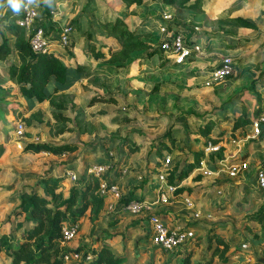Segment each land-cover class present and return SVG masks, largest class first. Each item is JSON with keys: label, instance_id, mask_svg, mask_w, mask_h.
I'll return each instance as SVG.
<instances>
[{"label": "rangeland", "instance_id": "obj_1", "mask_svg": "<svg viewBox=\"0 0 264 264\" xmlns=\"http://www.w3.org/2000/svg\"><path fill=\"white\" fill-rule=\"evenodd\" d=\"M61 1L23 0L22 5L38 11L35 21L46 33L59 32L70 20L80 17L78 26H73L71 44L65 49L72 65L84 68L80 80L28 112L17 100L16 86L3 81L0 69V237L11 234L18 239L21 231L30 226L24 214L14 216L20 192L33 190L49 199L41 179L60 176L62 182L54 192L67 197L71 188L91 181L95 176L87 173L88 168L99 165L104 168L97 177L100 192L104 190L107 197L100 212L89 207L76 223L68 220L63 224L77 226L76 236L61 242V247L71 251L64 264H82L86 255L90 256L89 247L99 245L123 257V264H182L188 253L190 264H264V242H253L244 232L258 228L248 216L264 204V192L254 183V172L264 168V130L257 134L249 125L233 131L231 110L220 113L229 99L242 102L251 117L264 108V97L254 84L263 86L264 80V62H255L257 50L264 45L259 44L264 37V0H245L240 9L248 19L258 20L261 31L257 36L234 32L229 7L237 0H205L206 9L198 18L195 15L200 13L176 6L174 14L162 12L160 17L157 8L145 6L141 11L144 20L151 17L150 21L158 19L159 23H154V30L141 41L156 47L158 28L163 23L172 24L203 49L182 68L166 60L161 65L162 56L157 53L149 58V51H124L114 56L107 52L104 45L117 42L100 29L98 22L111 14L106 8L116 0ZM50 3L56 14L45 17L44 8ZM62 3L68 5L66 10H58ZM97 8L99 11H95ZM14 17L18 18V13L7 6L6 0H0V43L5 38L10 47L16 38L4 31L3 25ZM26 35L25 31V38ZM92 47L104 57L96 58L90 51ZM252 57L254 63L243 72L240 67ZM224 59L232 61V74L211 82L212 72ZM100 95L113 103L89 106L90 99ZM54 113L68 120L58 121ZM209 120L214 121L211 134L219 142L215 151L206 153L207 144L197 130ZM19 126L20 135L16 134ZM167 133L173 143L166 138ZM161 143L169 145L170 152L164 149L161 156L149 157ZM31 144L71 145L75 150L55 156L26 151ZM199 151H203L204 163L183 180L174 176L170 184L167 178L174 169L185 171ZM211 154L220 155L221 160L218 171L206 175L202 171H210L207 164ZM236 162H245L247 169L231 177L227 167ZM168 186L175 189L165 203L138 214L128 212L123 205V198L132 192V199L152 203ZM111 187L117 188L116 195L109 191ZM177 191L181 192L176 194ZM153 214L166 220L169 227L191 230L193 238L174 252L155 246L148 223ZM215 237L229 243L227 252H215ZM6 261L0 252V264Z\"/></svg>", "mask_w": 264, "mask_h": 264}, {"label": "trees", "instance_id": "obj_2", "mask_svg": "<svg viewBox=\"0 0 264 264\" xmlns=\"http://www.w3.org/2000/svg\"><path fill=\"white\" fill-rule=\"evenodd\" d=\"M144 1L121 0L127 7H139ZM160 1L167 6H176L181 10H190L198 13L203 11L202 0ZM54 10L51 4L46 5L43 11L44 16L49 17L51 11ZM17 19V17H14L8 24L3 25V30L14 36L16 40L13 48H11L6 39L2 38L0 43V63L3 64L2 73L10 81H15L19 95L26 100L30 110L36 105L49 101L52 95L63 88L77 82L84 68L81 65H77L70 69L58 54L41 55L32 52L28 40L25 38V30L17 25ZM77 21L78 18L71 20L69 26L73 27L77 24ZM231 22L242 28L255 29V25L252 22L239 17L231 19ZM99 27L107 33V36L117 42V45H104L107 52L112 56L124 51L128 53L142 51L148 53L149 51L148 57L154 58L158 53L157 47L153 48L150 44L140 40L154 30L153 23L148 26L141 22L135 29L131 30L122 18L116 17L113 21H99ZM88 37L91 39L90 35ZM90 51L93 52L96 58L104 57V54L99 50H95L94 47L90 48ZM13 55L17 56V64L8 61ZM193 59H188L187 61ZM164 61L161 58L160 64L162 65ZM184 65L185 63L175 66L182 68ZM97 103H113V101L100 95L90 99L89 106ZM222 108L220 113H223L225 109L232 112L233 131L252 125L251 116L247 114L245 105L242 102L236 101V99H229L222 105ZM55 109L59 110L62 107L56 106ZM53 117L62 122L68 120V118L56 113L53 114ZM213 127L214 121L210 120L198 127L197 135L204 140L205 145L207 143L217 145L219 142L218 137H213L211 134ZM165 136L169 141L174 142L169 133ZM164 149L170 152L169 145L161 143L160 149L154 148V152L150 153L149 157L161 156V152ZM74 150L75 147L71 145L31 144L26 147V151L33 153L45 152L55 156L70 153ZM202 158L203 151L194 153L193 163L188 165L185 171L178 170L176 167L167 178L169 183L173 184L174 176L178 180L187 178L194 170L200 167ZM209 158L210 161L207 164V168L212 172H217L218 162L221 160L220 155L211 154ZM61 180L62 177L60 176L55 178L43 177L41 179L46 187V192L50 196L49 199L33 190L29 193L26 191L19 193V204L15 209L14 216L18 217L24 214L30 226L21 231V236L18 239H15L11 234L0 237V252H3L4 256L11 260L10 264H64V257L70 254L71 251L65 250L60 246L63 224L67 223L68 220H71L72 224L76 223L89 207L93 208L95 213L100 212L102 209L107 196L100 192L101 183L97 177H94L91 181H82L83 183H79L78 188H71L67 197H63L61 193L55 194L54 192L59 183L62 182ZM180 192L177 191L175 193L178 194ZM133 194L134 192L127 198H123L124 206L131 201ZM248 220L256 223L258 228H247L246 230L244 229V232L249 234L253 242H264V204L257 211L251 213L248 216ZM21 227L22 224L17 225L16 229L19 230ZM215 242L217 243L215 252L223 253L228 251L229 243L222 237H215ZM88 252L90 256L86 255L82 264H123L125 261L123 257H116L106 245L89 247ZM190 260L191 253H188L182 260V264H190Z\"/></svg>", "mask_w": 264, "mask_h": 264}, {"label": "built area", "instance_id": "obj_3", "mask_svg": "<svg viewBox=\"0 0 264 264\" xmlns=\"http://www.w3.org/2000/svg\"><path fill=\"white\" fill-rule=\"evenodd\" d=\"M38 11L24 4L21 7V12L18 13L17 25L23 28L27 35L29 46L32 52L37 54H57L58 49L69 48L71 42V35L73 27L66 25L61 27L59 32L46 33L43 28L36 23V19L39 18ZM51 15L56 13L51 11ZM40 26V27H39ZM160 35L156 42L158 53L162 58L168 62H172L173 65H182L188 59L198 57L203 49L196 42L187 40L182 29L177 25L164 24L158 28ZM233 72V64L230 59H224L218 68H216L211 74V82H219L225 80ZM207 85H210L207 83ZM252 126L257 134L264 130V108L256 111L252 117ZM16 134H21V127L16 131ZM217 148L211 143H207L204 148V152L215 151ZM204 162H202L203 164ZM247 169L245 162L232 163L227 167V173L231 177H235L241 171ZM104 172V168L99 165H94L88 168V174H94L95 177L101 175ZM206 175H210L211 171H202ZM70 175L69 172L66 173ZM72 179L75 180V176L72 174ZM163 181L164 179L161 178ZM254 183L256 189L264 192V168H258L254 172ZM104 188V187H102ZM111 189V190H110ZM109 191L117 194L116 187H111ZM175 187H165V189L156 197V199L149 203L145 199H132L126 205L125 209L133 214H138L144 210H148L151 206L158 203H165L169 198V193L173 192ZM104 193V190H102ZM150 232L153 234V241L155 246L161 248L166 252H174L179 247L183 246L187 241L193 238L194 233L189 229H182L178 226L169 227L165 220L158 215H151L149 218ZM77 234V226H63L61 229L62 242L73 239ZM66 257V256H65ZM64 257V258H65ZM67 258V257H66Z\"/></svg>", "mask_w": 264, "mask_h": 264}, {"label": "crops", "instance_id": "obj_4", "mask_svg": "<svg viewBox=\"0 0 264 264\" xmlns=\"http://www.w3.org/2000/svg\"><path fill=\"white\" fill-rule=\"evenodd\" d=\"M211 1L212 0H208V2H211ZM244 1L245 0H237L236 1L237 2L236 5H233V6L229 7V11L232 14V17L229 18V22L234 27V29H235L234 32H237V34L236 33H234V34H236V35H247V36H257L256 34L259 31H261L260 30L261 29V25L258 24L259 22L256 19H253V18L248 19V17L246 15H244L243 11L240 10L241 7L246 4V3H244ZM60 2H62V1L60 0ZM102 2H103V0H102ZM204 2H205V0H202V3H203V11L206 9V6H207V3L205 5ZM93 4H94V6H96L95 3H93ZM67 6L68 5L66 3H62L61 5L58 6V10L60 8H63V10H66L67 9ZM145 6H154L155 8H157V13H158V15L160 17H161V13L162 12L174 14L176 12V10H177L174 6H167V5L163 4V3H161L160 0H156V1L145 0L143 2V4L141 6H139V7H127V6H125L121 2V0H116L115 3H113L110 6H107V8H106L108 11L111 12V14L110 15H107L108 17H105L103 20H99V21H109V20L113 21L116 17H120V18H122L126 22V24L128 25V27L131 30L135 29L141 22H144L145 25H148V26H150L152 23L153 24L154 23L158 24L159 23V20L158 19L157 20L150 21L151 20L150 19L151 17H148V19H145L144 20L145 17H142L141 16V11L143 10V8ZM99 7H101V10H102L104 6L102 4ZM95 11H99V9L97 8V10H95ZM203 11L200 13V15L197 14L195 16H197V18L200 17L201 15H203ZM238 11H240V13ZM94 13H96V12H94ZM125 13H126V16H125ZM238 17L239 18H242V19H245V20H251L250 22H252V23L255 22L256 23L255 29L242 28V27H239V26L234 25L231 22V19L238 18ZM77 18H78V21H79V18L80 17H76L73 20H75ZM42 21L45 22V19L42 20ZM42 21H40V22H42ZM78 21H77V24L75 26H78ZM98 24H99V22H98ZM45 25L48 26V25H50V23H46ZM80 25H79V27H80ZM256 28H257V30H256ZM262 31H264V28H263ZM260 42L261 43H259V44H262L264 42V37L263 38H260ZM108 45H112V44H108ZM71 47H72V45H71ZM257 47H259V46H257ZM11 48H13V47H11ZM260 48H261V50H257V52H256L257 55H255L256 56L255 62H257L258 59H260L262 62H264V45L263 46L261 45ZM72 50H75V48H73ZM57 51H58V53H57L58 56H60L62 58V60L67 64V66L70 69L73 68V67H75V66H77V65H72L71 58L67 56L69 54L66 53V50L65 49H58ZM245 56H249V55H245ZM254 57H252V59H250L249 61H246L244 63V65L242 67H240V68H242V71L243 72H245L244 71V68H247L252 63H254ZM8 61H10V62H12L14 64H17L18 63L17 56L16 55H13L12 57H10L8 59ZM2 66H3V64L0 63L1 73H2ZM262 68H263L262 70H264V66ZM2 76H3V81L4 82H11L12 84H14L16 86L15 81H10L8 79V77L4 73H2ZM80 77H81V75H80ZM261 82H262L263 86L260 85L261 83L260 84L255 83L256 84L255 86H257V92H258V94H260V95L262 94L261 96L264 97V80H262ZM255 86H254V88H256ZM13 90H15V89H13ZM16 91H17L16 94L18 95L17 96V100H18L19 104L23 107V109H26L28 112L34 110L36 107H38V106L41 105V104L40 105H36V106L32 107V109L29 110L28 104H27L26 100L19 95L18 90H17V86H16ZM251 119H252V117H251ZM229 120H231V119H229ZM250 159L251 158H248V161ZM145 200L148 201L147 199H145ZM165 222H166V220H165ZM6 259H7V261H6L5 264H7V262H8V264H10L11 260L9 258H6Z\"/></svg>", "mask_w": 264, "mask_h": 264}, {"label": "clouds", "instance_id": "obj_5", "mask_svg": "<svg viewBox=\"0 0 264 264\" xmlns=\"http://www.w3.org/2000/svg\"><path fill=\"white\" fill-rule=\"evenodd\" d=\"M7 6L15 13H19L23 4V0H6Z\"/></svg>", "mask_w": 264, "mask_h": 264}]
</instances>
